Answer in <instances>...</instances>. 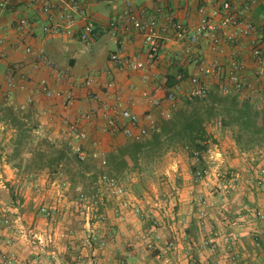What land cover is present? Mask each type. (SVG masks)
Wrapping results in <instances>:
<instances>
[{"label":"crops","instance_id":"0c3cea01","mask_svg":"<svg viewBox=\"0 0 264 264\" xmlns=\"http://www.w3.org/2000/svg\"><path fill=\"white\" fill-rule=\"evenodd\" d=\"M44 1L18 0L14 5L8 2L5 7H0V109L6 106L20 108L22 116L29 115L31 120L39 123L41 136L54 142L70 138L87 152L97 149L103 155L122 146L128 139L122 133L104 131L101 109L91 121L81 122V128L88 134L85 140L77 142L70 137V125L77 121L81 112L95 106L87 98V91H95L110 106L121 103L123 108L141 118L146 115L157 117V108L151 106V97L165 102L166 92L159 86L166 88L167 74L174 66H182L189 79L199 76L211 90L219 82V76L211 71L212 65L219 63L225 76L231 71V62L236 58L244 66L242 74L247 84L256 87L257 63L252 57V49L254 42L264 48V0H257L244 13V19L258 30L257 35L240 37L233 43L222 42L217 51L211 49L208 40L200 38L195 46L190 47V52H187L189 46L185 38L174 31L170 18L187 30H194L199 23V6L206 5L210 9L224 0H75L78 7L76 13L72 12L70 0H48L54 4L51 20L42 9ZM127 2L141 18L151 21L153 29L162 37L159 55L154 61L148 58L143 36L135 29L129 27L127 30L125 27L123 14ZM70 13L75 14L76 31L91 24L102 27L105 32L90 43H84L76 36L44 32L46 25L62 22L63 17ZM112 22L118 28L115 36H112L109 26ZM27 48L42 51L56 70L52 72L37 63L34 56L26 52ZM113 55L143 62L145 69L121 68L112 60ZM201 64L207 67L202 74L199 70ZM11 78L14 86L9 82ZM87 78L93 80L90 88L84 85ZM188 78L180 81L175 89L177 98L185 94L183 90ZM43 80L52 90L71 92L72 103L64 106L62 98L47 97L39 92ZM111 82L114 85L108 87ZM163 104L167 107V102ZM141 124L145 121L142 120ZM207 131L210 148H218L225 153L222 166L229 179L245 175L256 177V170L264 159L263 149L240 152L232 129L221 127V123H209ZM225 132L226 142L219 144L217 140ZM14 135L15 128L6 121H0V143L5 150L0 161V187L5 189L0 190V256L14 254L13 264H152L154 255L158 253L168 259V264H201L203 261L209 264L216 261L220 264H264V241L256 243L248 237L243 238L239 245L240 255L236 262L224 254L220 245L210 250L199 248V207L192 200L195 195L201 193L207 197V217L218 222L224 217L235 218L245 203L264 210V192L243 184L241 179L229 196L196 186L191 181V175L197 163L189 158L184 149L170 151L154 162L161 166V176H155V172L150 178L153 180L152 192H131L126 188L127 199L134 204L141 202L145 210L152 211L159 223L149 246L140 241L137 234L140 230L150 231L152 224H143L139 216L125 207L126 218L121 219L115 214L116 205L121 200L108 195L100 197L96 220L93 218L90 224L84 223L82 217L71 221L69 208L65 205H72L78 192L71 190L67 176L61 172L50 176L46 169L40 173L23 174L12 168L6 161V154ZM247 170L251 173L247 174ZM130 178L133 181L130 186L134 188L144 184L141 172H133L124 180ZM58 190L65 192L61 211L68 216L56 225L43 215V208L39 205L44 200H49L46 203L49 206L54 205L55 201L51 202V198ZM67 192L72 193L74 198L69 197ZM101 215L107 218L101 221L98 219ZM5 217L11 221L10 229L4 224ZM89 227L111 239L106 247L84 244L83 238ZM231 230L227 228L225 231ZM238 230L243 233L263 231L256 221L242 225ZM48 234L53 236V242L41 247L35 236L43 239ZM8 238H12L10 244L6 243ZM169 242H175L178 249L170 251L167 247Z\"/></svg>","mask_w":264,"mask_h":264},{"label":"built area","instance_id":"2783aa9c","mask_svg":"<svg viewBox=\"0 0 264 264\" xmlns=\"http://www.w3.org/2000/svg\"><path fill=\"white\" fill-rule=\"evenodd\" d=\"M18 0H7L6 2H0V7H5L6 5L15 4ZM9 2V3H8ZM72 6V12H78V7L75 0H70ZM257 2V0H224L218 6H213L210 9L206 5H200L198 8L199 23L194 30H187L182 25L174 22L170 18V23L172 24L174 31L180 34L188 43L187 52H190V47L195 46L200 38L208 40L210 47L213 51L220 49L222 42L233 43L237 41L240 37H248L251 35H257L258 30L255 26L248 20L244 19V13L248 12L250 8ZM42 9L44 13L48 14L51 20V11L54 4L51 1H44L42 4ZM123 19L125 22V27L128 30L129 27L135 29L139 32L143 38L144 43L147 47L148 58L154 61L158 58L159 50L162 43L161 35L153 29L151 21H146L141 18L138 11H136L130 2L126 3V11L123 14ZM76 17L75 14H68L63 17L62 22H53L46 25L43 30L48 34L63 33L67 36L77 37L84 43H90L92 40L99 38L103 35L105 30L102 27L94 26L91 24L85 25L82 29L76 31L75 29ZM112 36L116 35L117 26L114 22L109 24ZM1 44V43H0ZM26 52L33 55L37 63L44 65L49 68L52 72L55 71V67L52 61L42 52L33 51L31 48H27ZM252 57L256 60L257 67L255 71L256 76V87L249 86L247 80L242 74L244 66L242 63L234 58L231 62V71L227 75H223L222 67L219 63H214L212 65L211 71L219 76L218 91L222 95H230L233 93L242 94L245 97L251 96L256 107L264 106V48H261L259 44L254 42L252 49ZM112 60L118 63L121 68H129L132 70H142L145 69V64L143 62H136L128 58H122L117 55L112 56ZM205 66L202 64L199 70L202 73L206 72ZM180 79V77H178ZM63 80V79H61ZM188 84L184 87V93L188 97H204L210 91L208 83L200 78L199 76H194L188 79ZM182 81V80H180ZM10 84L14 86L12 78L9 80ZM93 80L87 78L84 81L86 88H90ZM114 84L111 82L108 87H112ZM178 87V86H177ZM23 89V86H20ZM160 90H164L166 93L165 99L167 102V107L161 114L165 118H169L171 108L175 107L176 94L173 91L167 93L166 88L159 86ZM38 91L44 93L47 97H59L62 98L64 106H68L73 101V94L69 91L62 90H52L48 86V83L43 80L40 82V87ZM248 92V95L246 93ZM87 98L95 104V106L89 110L81 112L77 121L70 125L69 134L77 142L85 140L88 136L86 130L81 128L82 121H91L93 117L101 109V117L104 122V131L110 134H116L117 132L122 133L127 139L140 140L148 135L150 129H153L156 124V119L152 115H146L144 118L139 117L130 110L123 108L121 103H116L110 106L105 99L99 96L95 91L88 90ZM162 104L161 100L155 96L151 97V106L160 107ZM145 121V124H141V121ZM36 135L41 136V130L36 131ZM52 141L50 138H48ZM74 151L81 160H86L92 158L99 161L102 168H106L107 160L105 155L100 153L97 149L93 152H87L80 144L74 143ZM225 153L218 148H209L206 152H195L193 155V160L197 164H202L197 166L192 171L191 181L196 186L208 189L210 192H218L222 196H229L234 191L236 183L241 179L243 184L253 187L260 192H264V159L261 160L260 165L256 170V177L254 178L250 175H245L236 178L229 179L227 177V172L222 166L223 158ZM251 170H247V174H250ZM63 186H67L64 183ZM108 195L116 200H121L118 203L117 210L115 209V214L121 219L126 218V213L124 212V207L126 209H131L132 213L139 216L143 224H152V229L150 231L140 230L138 232V239L143 243L150 246L153 234L158 231V221L156 220L152 211L145 210L141 205V202L137 201L135 204L132 200L127 199V192L122 186L120 181L115 177L103 173L98 177L96 182V195ZM126 198V199H125ZM88 200L89 197L85 196L79 190L76 204L79 209L88 210ZM195 201L199 207V221L197 223L198 229L201 233V238L199 241V248L202 250H210L217 248L220 245L221 250L226 254L232 262H236L239 258V245L243 238L248 237L256 243L264 241V210L261 208H253L249 204L245 203L242 206V210L235 216V218L229 219L224 217L221 221H214L213 219H208L207 217V207L209 205L208 199L205 195L198 193L192 199ZM44 215L51 220L53 224L57 223V217L59 216L60 210L56 207L43 208ZM104 215L98 216V219L105 220ZM92 217L88 213L86 218V223L91 222ZM256 221L261 225L262 230L249 231L243 233L238 230V228L247 223ZM4 224L7 228H11V221L8 218H4ZM90 226V225H89ZM233 229L231 231H225L226 229ZM37 243L41 247H46L53 242V236L48 234L46 238H39L35 236ZM84 244L88 247H93L97 244L100 247H106L108 245L110 238L105 235H100L93 231L89 227L84 235ZM12 238L6 240L7 244H10ZM167 247L170 251H176L178 246L175 242H169ZM15 261V256L12 253L3 254L0 256V264H13ZM168 259L164 258L160 253L155 254L153 257L152 264H168ZM193 264V263H192ZM201 264H209L207 261H203ZM212 264H220L218 261Z\"/></svg>","mask_w":264,"mask_h":264},{"label":"trees","instance_id":"16d2710c","mask_svg":"<svg viewBox=\"0 0 264 264\" xmlns=\"http://www.w3.org/2000/svg\"><path fill=\"white\" fill-rule=\"evenodd\" d=\"M188 75L182 66L171 68L167 74V93H175L180 80L186 81ZM163 103L157 108L156 124L148 135L140 140L128 139L122 146L108 152L105 155L106 168L92 158L79 159L70 138L57 143L46 136L36 135L39 123L31 120L29 115L22 116L20 108L2 107L0 121H6L15 128L6 161L23 174L40 173L46 169L50 176L61 172L67 176L66 181L72 191L79 188L90 197L96 193V182L103 173L118 180L127 179L133 172H142V161H158L178 148L184 149L189 158H193L196 151L206 152L210 148L207 126L213 121L232 129L240 152L264 150V106L256 107L251 96L237 93L222 95L218 86L204 97L184 94L176 99L169 118L161 114L166 109ZM4 151L0 143V161Z\"/></svg>","mask_w":264,"mask_h":264},{"label":"rangeland","instance_id":"374dc122","mask_svg":"<svg viewBox=\"0 0 264 264\" xmlns=\"http://www.w3.org/2000/svg\"><path fill=\"white\" fill-rule=\"evenodd\" d=\"M229 134V133H228ZM225 136H227V132L225 133H222L221 136H219V141L217 140V142L220 144L222 142V144L225 141ZM143 163V170H142V175H143V180H144V184H142V187H138V188H134L132 186H130V183H133V181L131 180V178L127 181V180H124V179H120V183L122 184V186L129 190H131V192H144L146 190H148L149 192H152L153 190V186L151 185V183L153 182V180H151L150 178L153 176V174L156 172V175L155 176H161V166H157V164L155 165L154 162H147V161H142ZM133 176V174H132ZM160 178V177H159ZM133 179H135V176L133 177ZM151 181V182H150ZM146 185V186H145ZM29 187V186H28ZM65 188L67 186H64ZM61 187L59 186V189ZM0 190H5L4 188L0 187ZM32 190V189H31ZM62 190V189H61ZM75 192H79V191H75ZM127 192V191H126ZM53 194V193H52ZM67 194L69 195V197L71 198H74V195L70 192H67ZM99 195V194H98ZM106 194L104 195H99L98 197L99 198H96V193L92 196H88L89 197V200H88V210H85V209H79V207L77 206L76 204V200L75 202L72 204V205H69V207H67V205H65V208H69V215H70V220L71 221H76V220H79L80 217H82V221L85 223L86 222V218H87V215L88 213H90V217H92V219L94 218L96 220V217L97 215H99L96 210V207L98 206L99 202H100V197L101 196H104V197H107L105 196ZM65 199V192H60V190H58V192H54V194L52 195V198H51V202H54L55 201V204L52 205V206H49V204H46L49 202V200L46 202V200H44L42 202L41 205H39V207L41 208H47V207H56V208H59L60 210V213H59V216L57 217V224H59V222H62V219H64L65 217L68 216V214H65V211H61V209L63 208V206H61L63 204V200ZM99 199V200H98ZM98 202V203H97ZM118 202V201H117ZM64 204H67V203H64ZM118 205V203H117ZM116 205V206H117ZM97 213V215H96ZM44 215V213H43ZM102 216V215H101ZM106 216V215H104ZM107 218V216L105 217ZM81 220V219H80ZM103 221V220H101ZM51 222V220H50ZM52 223V222H51ZM53 224V223H52ZM86 234V233H85ZM102 235V234H101ZM94 247V246H93Z\"/></svg>","mask_w":264,"mask_h":264}]
</instances>
